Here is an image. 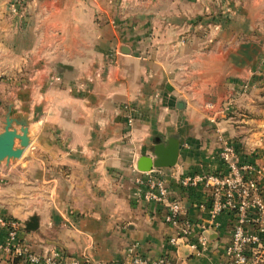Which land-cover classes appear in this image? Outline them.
<instances>
[{"label": "crops", "instance_id": "crops-1", "mask_svg": "<svg viewBox=\"0 0 264 264\" xmlns=\"http://www.w3.org/2000/svg\"><path fill=\"white\" fill-rule=\"evenodd\" d=\"M263 29L264 0H0V131L9 106L30 120V145L0 164V246L14 218L39 254L224 264L232 215L203 228L208 191L179 180L225 170L222 136L264 186ZM172 138L176 164L150 173L177 225L134 195L139 157ZM0 264L29 263L0 248Z\"/></svg>", "mask_w": 264, "mask_h": 264}, {"label": "built area", "instance_id": "built-area-1", "mask_svg": "<svg viewBox=\"0 0 264 264\" xmlns=\"http://www.w3.org/2000/svg\"><path fill=\"white\" fill-rule=\"evenodd\" d=\"M205 105L212 107L210 102ZM128 121H132L129 116ZM220 140L222 145L218 156L225 170L219 173L185 175L179 181L185 187L201 184L207 189L208 216L207 225L203 228L215 226L217 217L222 213L232 215L230 241L223 252L224 264H264V186L252 175L253 166L239 160L234 142L222 136ZM144 173L146 177L138 181L134 195L162 204L166 208L165 221L177 225L182 212L180 201L170 198L168 186L163 178L150 173V170ZM4 224L7 231L0 248L6 250L11 259L20 258L29 264L87 262L76 256L64 257L56 250L43 254L36 253L19 238L20 224L16 219L7 218ZM184 226L183 234L187 236L191 223L185 220ZM169 241L176 244L178 238L171 237ZM197 241L203 244L206 236L199 234ZM91 264H114V262L96 261ZM125 264H171V262L163 257L152 261L133 252Z\"/></svg>", "mask_w": 264, "mask_h": 264}, {"label": "water", "instance_id": "water-1", "mask_svg": "<svg viewBox=\"0 0 264 264\" xmlns=\"http://www.w3.org/2000/svg\"><path fill=\"white\" fill-rule=\"evenodd\" d=\"M9 106L1 120L0 131V164L9 163L22 156L24 150L30 145L28 113L11 112ZM179 153V144L172 138L167 142L155 143L150 154H143L137 161V169L149 171L153 168L172 167L176 164ZM37 220L31 217L25 224L26 230H34Z\"/></svg>", "mask_w": 264, "mask_h": 264}, {"label": "rangeland", "instance_id": "rangeland-1", "mask_svg": "<svg viewBox=\"0 0 264 264\" xmlns=\"http://www.w3.org/2000/svg\"><path fill=\"white\" fill-rule=\"evenodd\" d=\"M264 30V29H263ZM262 60H263V62H264V50H263V52H262ZM263 82H264V79H263ZM227 139V138H226Z\"/></svg>", "mask_w": 264, "mask_h": 264}]
</instances>
